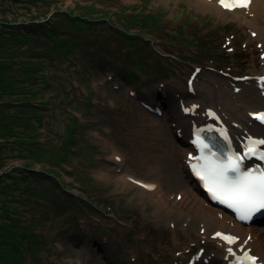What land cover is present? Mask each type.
Returning <instances> with one entry per match:
<instances>
[{
	"label": "rangeland",
	"instance_id": "obj_1",
	"mask_svg": "<svg viewBox=\"0 0 264 264\" xmlns=\"http://www.w3.org/2000/svg\"><path fill=\"white\" fill-rule=\"evenodd\" d=\"M23 1L29 2L4 5L12 8L6 18L16 25L43 21L57 10L89 13L104 37L98 39L99 46L83 44L68 57L57 47L53 59L45 61L48 84H28L40 91L30 98L33 103L5 106L7 113L14 112V122L0 118V199L13 183L38 191L37 197L28 189L24 196L11 192L20 213L10 217L20 226L33 227L41 240L33 252L26 250V264H191L196 254L197 264L209 258L221 264L213 243L200 239L192 246L194 237L182 232L197 231L213 211L201 199L200 206L191 201L197 209L189 223L177 215L178 206H172L186 198L183 189L193 187L176 141V136L180 141L184 137L175 133L176 114L179 100L187 105L200 97L189 83L197 69L227 80L249 75L253 64L245 61L256 46L248 45L251 34L245 36L234 20L221 23L199 13L191 0ZM147 15L155 17L151 27L134 24L133 17L141 21ZM118 28L130 34L125 38L124 32L119 36L107 31ZM237 32L241 35L234 36ZM193 82L197 84L195 78ZM166 113L169 117L163 116ZM9 127L16 137L5 135ZM158 144L163 147L156 151ZM29 150L42 158H30ZM153 166L159 170L154 175ZM122 177L160 184L164 208L175 213L172 223L154 218L157 205L138 188L122 186ZM177 230L183 248L174 241Z\"/></svg>",
	"mask_w": 264,
	"mask_h": 264
},
{
	"label": "bare ground",
	"instance_id": "obj_2",
	"mask_svg": "<svg viewBox=\"0 0 264 264\" xmlns=\"http://www.w3.org/2000/svg\"><path fill=\"white\" fill-rule=\"evenodd\" d=\"M191 2L192 8H195L199 13L214 16L218 22L222 23L226 20H234L239 23V28L243 34L247 36L249 33L253 37L250 36L251 38L248 41V45L251 46L253 44L256 46L253 48V51H251V57L245 61L247 63L244 62L245 64H253V68L251 66L249 75L243 76L247 77V79L243 81L240 80V78L243 77H236L237 79L229 80L221 79L213 77L207 74V71H202L201 69V72L195 77L197 84L195 83L194 85L193 82L195 94L199 93L200 97H197V101H191L187 105H185V102L182 100H179L182 108H187L192 104H196L197 110L201 111L194 116L187 115L182 110L177 112L179 115L176 118V122L180 124L178 128H182L184 137H188L187 140L184 139L181 142L184 152L187 153L185 149L190 145L189 141L192 139L191 134L193 127L202 120L208 118L206 113L207 109H213L218 112L222 120V126H227L237 146L243 147L246 143L264 140V125L262 126L256 123L251 117L252 115L264 111V0H250V4L247 8H235L233 10L224 9V7L221 6L220 0H191ZM238 35L241 34L239 32L234 34V36ZM184 95H186L185 92ZM163 116L169 117L167 113L165 115L163 114ZM158 125L160 124L155 122V126ZM171 125H175L174 121L171 122ZM156 147L157 151L162 145L158 144ZM235 153H233L230 158L234 159ZM113 157L119 163L123 162V159L118 154L114 153ZM183 162L186 168H189L191 165L190 160L185 154ZM153 168L155 167L153 166ZM158 171L159 170L155 168L150 174H157ZM185 173L188 175L187 171H185ZM120 183L124 184L122 186L125 188H138L142 197H148L157 205L156 212L153 216L154 218L161 219L162 217L166 222L172 223V218L175 213L164 208V205H166V197L160 184L128 177H122ZM139 183L150 185L151 187L146 188L139 185ZM182 185L185 186L184 184ZM187 190L190 192L188 196L191 195L190 200H187ZM181 194L186 198L179 199L178 203L175 202L172 206H178L177 215L180 216L181 220L192 223L191 214H193V211L197 208L195 205L190 206V203L194 201L200 206L201 204L198 200L201 198H197L196 195H194V189L191 185H188L186 190L183 189V193ZM203 200L205 201L204 198ZM211 208H213L215 216H205L203 218L204 221L199 225L197 231L191 232V229L187 228L182 230L184 235L190 232L189 236L194 237L191 239L192 242L190 245H196L200 239L202 241H209L218 248L215 254L218 255V258L222 259L221 264H229L238 255V251L231 248L227 250V245L215 236L216 233L225 230V227L228 225L231 228L228 230V233H235L243 237L257 252L264 255V223L259 226L233 224L227 220L224 221L223 218L225 215L221 210L212 206ZM227 217L229 218V216ZM137 223L143 222L137 220ZM194 225H196V223ZM181 236V232L177 230L174 241L179 248H183L182 245L184 244ZM203 255L204 252L202 253V256ZM181 257L183 256L181 255ZM192 258H194V264H197L200 255L196 254ZM205 262L204 264H217V260H212L211 258L207 259Z\"/></svg>",
	"mask_w": 264,
	"mask_h": 264
},
{
	"label": "trees",
	"instance_id": "obj_3",
	"mask_svg": "<svg viewBox=\"0 0 264 264\" xmlns=\"http://www.w3.org/2000/svg\"><path fill=\"white\" fill-rule=\"evenodd\" d=\"M17 2L29 1L0 0V16H5L4 19L0 20V118L2 121L12 119L13 122L15 121L14 112L7 113L5 106L20 105L22 102L33 103L29 102L30 98L38 96L40 91L39 89L29 88L28 84H31L32 87L39 84H48L47 73L44 71L45 61L53 59L50 55L57 50V47H62L64 55L68 57L75 47L83 49V44L86 47L90 44H93L91 46H99L100 41L102 42L104 39L103 33L98 31L99 27L92 22L93 19L89 13V15H77L69 11L57 10L53 17L43 21L31 19L26 23L22 22L16 25L7 19L9 18L7 14L11 12L12 8H4V5L12 3V6H14ZM102 18L108 22V18ZM152 18L155 17L147 15L141 21H138L137 17H133L135 25L143 24L147 26L146 28L154 24ZM107 31L119 36L122 35L121 32H124L125 38L130 34V31L126 28H118L117 31L109 29ZM90 36H93V41L89 39ZM126 41L129 43L128 40ZM130 49L128 47V50ZM57 54L62 56L61 52ZM142 67L139 64V68ZM6 96H9L7 98L8 102L4 103L3 100ZM2 130L3 127H0V131ZM10 130L12 129L9 127L5 135L9 134L13 138L16 137ZM75 134L76 130L74 129L71 137L75 138ZM29 144L32 145V143ZM11 148L19 152L15 147ZM3 150L0 152V162L3 160ZM29 156L30 158H42L39 152L34 150H29ZM45 174L55 176L54 173L45 172ZM12 179H15V177H12ZM13 184L14 186L8 187L11 192L13 190V192H19L21 196H24L28 189V193L31 192L32 195L37 197L36 192L38 191L22 185L18 187L17 183ZM11 192L3 193L5 198L0 199L2 203V207H0V264H26V250L33 252L34 246L39 244L41 240L33 232V227L20 226L17 219L10 217L13 213H20V210L14 206V203L18 202L17 196L14 197ZM9 194H11L10 198L7 197ZM42 197L43 195L40 198Z\"/></svg>",
	"mask_w": 264,
	"mask_h": 264
},
{
	"label": "snow or ice",
	"instance_id": "obj_4",
	"mask_svg": "<svg viewBox=\"0 0 264 264\" xmlns=\"http://www.w3.org/2000/svg\"><path fill=\"white\" fill-rule=\"evenodd\" d=\"M220 3L222 7L233 10L247 8L250 0H220ZM255 118L264 122V113L258 114ZM254 144L264 145V140L254 142ZM256 151V147L250 145L247 154L255 155ZM240 159L241 157L230 158L226 164L206 162L204 167L198 170L197 175L205 181L208 190L216 199L233 207L240 213L241 219H248L254 212L264 210V172L259 174L242 172ZM230 173L235 175H230ZM222 238L230 243L234 242V238ZM247 259L251 264H255V260L251 257Z\"/></svg>",
	"mask_w": 264,
	"mask_h": 264
}]
</instances>
